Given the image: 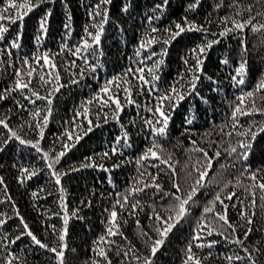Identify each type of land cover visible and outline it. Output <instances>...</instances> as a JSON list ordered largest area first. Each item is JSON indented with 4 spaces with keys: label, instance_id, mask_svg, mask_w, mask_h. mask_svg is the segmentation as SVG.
Wrapping results in <instances>:
<instances>
[{
    "label": "trees",
    "instance_id": "obj_1",
    "mask_svg": "<svg viewBox=\"0 0 264 264\" xmlns=\"http://www.w3.org/2000/svg\"><path fill=\"white\" fill-rule=\"evenodd\" d=\"M2 2L3 0H0V3ZM95 2L96 0H44L42 5L29 12L22 21H17L12 25V28L22 25L21 48L14 50L12 57L6 53H0V62L4 64V67L0 68V91L11 87L15 76L13 65L20 66L19 57L28 55L31 58L32 52L42 54L48 50L56 53L55 60L63 84V87L53 97V111L49 122L47 125H40L44 127L42 138L38 137L37 131L33 130L38 127L37 118L31 116L30 113L37 107L44 109L47 101L31 96V90L24 93L13 91L4 100H0V119L7 117L9 128L15 130L23 139H39L40 146L44 151L49 152L50 156H55L56 152L61 150L64 141L68 140L67 135L61 136L65 128H68L74 135H80L79 140L69 141L72 146L55 165L56 171L63 173L60 184H56L51 170L47 167L52 161L45 159L43 153L39 152L35 145H27L22 143V140L11 137L9 129L0 125V176L4 178V182L0 184V213L8 217L5 224L0 225V264H6L10 253H15L13 264H58L54 259L55 253L50 250L57 244V237L51 232L50 225L54 224L57 228L62 227L63 209L59 205L62 196L66 197L70 213L72 210L79 209L75 216L70 214L68 221V248L65 249V264H91L96 256L92 242L105 228L104 218L107 215L105 209L110 208L113 199L119 198L116 193L123 194L133 180L138 178L134 157L150 144L151 136L143 120L149 118L152 113L145 105L154 106L155 97L160 94L161 90H167L170 84L178 83V73L185 69L181 57H184L195 43L215 38L213 34L218 35L220 27L218 17L232 13L235 7L225 6L222 9H216L215 4L218 0H202L198 11H190L187 5L192 0H169L164 15L155 22L158 28L162 29L170 21L179 20L187 15L189 19H195L198 23L204 24L210 32L186 31L166 45L167 54L163 57L165 63L156 73L160 79L151 85L154 92L136 94L134 91L133 99L136 100V104H125L123 111L119 113V120L113 119L111 109L107 106L103 107L99 120H97L95 113L100 111V108L93 104L87 118L77 115V122L83 121L82 127L73 128L74 122L71 117L76 114L74 110L81 107L82 100L98 91L106 79L126 70L130 65L134 67L140 63L141 66H150L157 59L153 57L152 61L141 60L135 52L138 41L148 24L146 16L152 15L154 5L162 0H130L131 7L127 12L121 11V8L122 4L129 0H111L108 5L109 21L104 26L105 32L102 34L101 43L98 47L94 46L96 51L89 57V63H97V69L94 72L87 68L80 57L73 56L67 50L60 52L59 49L63 47L64 42L71 47L83 36V28L90 20L87 11ZM230 3L231 0H224L225 5ZM250 3L253 4L254 22L264 23V14L256 15L262 10L257 6L259 0H238L239 6L245 9L244 18H247L246 9ZM47 8L52 9V14L48 18L47 35H41L38 30V19ZM69 13L71 14L70 21L66 18ZM65 23L71 24L70 36L65 34L63 27ZM92 30L90 27L89 31ZM245 34L247 50L244 53H241L239 38L235 34L220 37L219 42L208 49L204 73L200 74L201 82L195 90L199 94H193L189 90L184 100L172 109L169 135L160 140V143L164 145L165 157L171 154L169 163L174 165L175 172L173 173L162 162H156L155 158H150L152 159L150 170L153 174L159 172L157 182L162 185V188L155 189L152 186L144 188L142 184L137 185L143 190L131 196L141 201L142 210H135L137 211L136 216L122 212V216L127 218L128 222L122 223L123 235L114 238L117 241L114 247L124 245V250L135 255H143L147 252L148 247L141 232H146L153 237L158 236V233L153 231L156 227L155 217L152 216L153 205L155 211L162 216L172 215L173 213L170 210L166 211L165 207L171 198L164 196V193L177 191L173 186V179H175L181 184L182 193L186 195L196 178V168L204 163L203 154L195 150L191 140H196L199 147L210 145L211 147H208L210 156H215L214 149L218 148L221 156L214 158L213 166L208 169V175L202 182L201 190L189 202L191 213L174 225L165 238L164 244L154 254L153 264H182L186 244L194 230L195 221L199 218L207 199H211L212 191L219 188L216 181L228 179L234 181L242 171L240 162L228 155L230 143L234 145L238 139L237 133L230 127L233 123L230 115L231 107L239 102L240 91L251 89L264 76V34L250 30H245ZM38 35L40 36L39 43L36 39ZM158 35L162 37L164 33L160 32ZM160 46V43L152 45V51L159 53ZM141 51L142 54L148 52L147 49ZM100 52L103 55H100ZM241 55L248 62V71L243 86L238 83V80L234 82L230 79L232 75H236L232 69L238 64ZM224 56H229L230 59L234 57L230 67H226L221 62ZM9 59L13 61L12 64L8 63ZM68 60H75V65L68 64ZM81 68L85 70L84 75H80ZM144 74L149 78L152 76L147 68ZM131 79L134 81L135 78ZM32 88L40 91L41 97L47 94V87L41 86L38 76L33 77ZM119 95L121 102L124 103L123 91ZM260 95L261 93L258 92L257 106L264 107ZM204 97L207 98V102L203 99ZM17 101L20 103L18 104ZM104 113L108 115L105 116ZM88 118L92 119L91 126L87 123ZM133 118L136 122L129 124ZM239 119L241 125L247 126L251 120L257 123L264 121V115L254 113L240 116ZM40 120L42 121V116ZM189 120L191 123H188ZM29 122L32 127H29ZM121 126L131 134L129 137L131 147L125 148L121 153L110 154L107 158L94 155L109 150L110 145L115 142V137L120 135ZM221 126L224 127V134L219 131ZM89 127L91 131L88 130ZM228 132L232 133L231 136L226 134ZM123 139L121 137L122 141ZM5 140L8 141L7 144L4 143ZM88 156H92L97 163H104L108 167H79L81 163H89L85 160ZM116 162H120V167L111 168V164ZM249 162L254 168L264 167V133H257L255 140L252 141ZM25 166L29 170L35 166L39 171L32 177L25 176L21 182L20 169ZM69 169L72 170L69 171ZM144 170V167L140 168V171ZM241 179L247 181L246 176ZM61 186L66 189L63 194L59 191ZM41 187L43 190L33 196L32 192ZM231 187L232 185L229 186V190ZM237 195L241 199L244 198L242 188L237 190ZM259 197L260 192L257 189V206L254 210L252 231L247 237L243 235L246 229L236 209L231 207V204L236 203L235 198L226 202L230 205V220L240 225L236 235L240 236L243 245L248 247L249 251H254L253 245L261 249V252L255 255L261 260V264H264V255L261 254L264 253V210L260 207L264 202ZM248 199H251L250 195ZM89 200L91 201L90 206H88ZM245 203L247 204V201ZM17 211L24 217V221L28 223L32 231L49 244L48 249L33 243L27 234L13 243H4L5 239L11 241L18 236L20 231L27 232L23 229L20 218L14 215ZM52 213H57V215H52ZM249 214H252L251 209ZM206 216L211 222L212 214H206ZM136 219L140 220L139 225L135 223ZM207 238L218 240L220 243L211 249L208 247L201 249L194 244L193 251L202 258L204 264H227L226 255H244L241 245L234 242L226 243L219 233H213L205 237ZM132 245L135 247L133 248ZM101 246L104 245L101 244ZM209 251L213 252L212 256L207 255ZM109 255L112 257L113 264H121L122 257H117L111 250ZM123 259L125 264H135L131 256ZM233 264H249V262L234 260Z\"/></svg>",
    "mask_w": 264,
    "mask_h": 264
},
{
    "label": "snow or ice",
    "instance_id": "obj_2",
    "mask_svg": "<svg viewBox=\"0 0 264 264\" xmlns=\"http://www.w3.org/2000/svg\"><path fill=\"white\" fill-rule=\"evenodd\" d=\"M44 0H3L0 3V53H6L9 57H12L14 50H19L21 48V37L22 31L21 27L12 28V25L16 24L17 21H22L25 16L28 15L33 9L38 8L42 5ZM111 3V0H96L94 4L87 11V15L90 20L88 25L83 28V36L77 40V43L73 46H69L67 42L63 43V47L59 49L60 52L67 50L71 52L73 56L80 57L84 64L87 65V68L93 70L97 69V63H89V57L96 51L101 43L102 34L105 32V24L109 21L110 9L108 5ZM202 0H192L188 3L187 8L190 11H198L199 6L201 5ZM169 0H162V2L154 5L152 9L153 14L146 16L148 24L146 25L142 36L140 37L137 45V50L135 55L141 57V60L152 61L153 57H157L151 65L141 66L140 63H137L134 67L129 66L126 70H123L120 73L113 74L109 79H106L104 84L96 91L93 95L81 101V107L75 109V115L71 117V120L74 122L72 124L73 128H81L83 121L77 122V115L88 117L91 112V107L95 104L100 111L95 113L97 120L103 111V107L107 106L111 109V115L113 119L119 120V113L123 111L125 104H136V100L133 99L134 91L136 94H143L145 92L152 93L154 88L151 86L155 84L160 77L156 74L157 70L161 68V65L165 63L163 57L167 54L166 45L170 44L172 40L180 36L182 33L192 32V31H201L204 33H209L210 30L205 27L204 24H200L195 19H189L187 15L182 16L179 20H172L167 25H164L163 28H158L156 26V21L164 15V10L168 6ZM233 8L232 13H226L223 16L218 17L220 27L218 28V35H215L213 39H206L199 43H195L191 48L188 49L187 54L184 57H181L185 69L178 73V83L170 84L167 90H161L160 94L155 97L154 106L149 107L148 111L152 115L143 120V124L148 126V131L150 133L151 139L150 144L146 145L144 150L139 153L138 156L134 157L135 163L137 165L138 178L134 179L132 184L126 189V191L121 193H116L118 199H113L110 208L105 209L107 215L104 218L105 228L104 231L96 237L92 242L93 249L96 251V256L92 259L91 264H113L112 257L109 255L111 250L117 257H122L121 264H125L123 258L131 256L135 261V264H153V256L157 252V249L164 244L165 238L169 235V232L173 229L174 225L177 222H181L182 218L191 213V207L189 202L193 200V197L197 192L201 190L202 182L205 177L208 175V169L212 168L213 160L215 157L221 156V152L218 148L214 149L215 156H210L208 147H199L196 140H191L195 150L199 151L204 156V163L196 168V178L192 182V186L187 191V194L182 193L181 184L173 179V186L177 191L166 192L164 196L170 197V202L165 206L166 211H171L173 214L168 215L167 217L162 216L159 212L155 211V206L153 205L152 216L155 217L156 227L154 232L158 233L157 237H153L146 232H141V235L145 237V243L147 244L148 250L143 255H135L124 250V245H117V241L114 239L117 236L123 235L122 223H127V218L122 216V212H127L131 216H136L137 211L142 210L141 201L136 200L131 194L139 193L143 189L137 185L142 184L144 188L150 186L155 189H161L162 185L157 182L159 172L153 174L150 170L152 164V159L155 158L156 162H162L164 165H167L168 168L174 173V165L169 163L171 159V154H167L165 157L164 145L160 143L162 138H167L169 135V122L171 120V111L175 109L180 101L184 100L185 95L192 91L193 94L196 93L195 90L198 87V83L201 82L200 74L204 73L205 60L208 58L207 52L213 45L219 42L220 37L228 36L229 34H235L239 38V48L241 53L246 52V34L245 30H250L252 32H260L264 34V23L259 21L254 22V17L252 15L253 4L247 5V18H244L245 9L239 6L238 0H231V3L228 5L224 4V0H218L215 4L216 9H222L223 7ZM261 7V12H258L256 15L264 14V0H259L257 5ZM131 3L124 2L122 4L121 11L127 12L130 10ZM52 14V9L47 8L43 15L38 19V30L41 35H47V26L48 18ZM69 21L71 20V14L69 13L66 17ZM99 18V19H97ZM211 23V21H209ZM66 36L71 35V24H64ZM92 28V31H89V28ZM163 32L164 35L161 37L158 33ZM37 43L40 42V36H37ZM160 43L159 53L152 51V45ZM96 46V47H94ZM143 49H147L148 52L142 54ZM31 58L28 55L19 57L20 66L15 67V76L13 83L10 88L0 91V100H4L8 97L11 92L19 91L24 93L31 90V96L39 97L47 101V104L44 109L39 107L35 108L30 115L37 118V128H34V131H37L38 137L42 138L44 135V127L40 126L47 125L49 122V117L52 114V101L56 93L63 87L61 83V75L58 68V64L55 60L56 53H52L51 50L44 51L42 54L32 52ZM100 55H103L100 52ZM234 59V57L232 58ZM232 59L229 56H224L222 58V63L226 67L232 65ZM42 61V62H41ZM9 64H12L11 59L8 60ZM68 64L75 65V60H68ZM247 60L241 55V58L238 64L232 69L236 75H232L230 79L234 82L238 80L240 85H245V75L248 71ZM3 62H0V68H3ZM147 68V71L152 73L151 78L147 77L144 73ZM70 70V69H69ZM85 70L81 68L80 75H84ZM34 76H38L41 82L42 87H47V94L41 97V92L34 90L32 88V80ZM135 78L134 81L131 78ZM211 79V77H209ZM148 86V87H146ZM123 91L124 94V103L121 102V97L119 93ZM261 93L260 100L264 102V76H262L251 89H246L240 91L238 103H235L231 107V118L233 123L230 125L232 131L237 133L238 139L233 145L230 143L228 149V155L231 156L234 160L239 161L242 171L239 172L236 179L228 180H217L216 184L219 185L218 190H213L211 194V199H207V202L203 205L202 212L200 213L199 218L195 221L194 230L191 233V237L186 244L185 248V258L182 261V264H204V261L200 256H198L194 251V244L203 249L205 247L213 248L215 245L220 243V241L207 238L213 233H219L224 241L228 244L241 245L243 248L244 255H234L228 254L225 256L227 264H233V261L242 262L247 260L249 264H261V260L257 258L255 253H260L261 249L256 248L253 245L254 251H249L248 247L243 245V242L239 235H236V231L240 228V225L232 223L229 218V203L226 201H232L234 198L236 203L231 204L232 208L236 209L238 217L241 219L244 228L246 229L243 232L245 237L252 231V222L254 210L257 206V189H259L260 197L259 199L264 202V167H253L249 162V154L252 149V141L255 140L257 133H264V121L257 123L255 120H251L247 126L240 124V116H248L249 114L260 113L264 115V107L257 106V93ZM207 102V98H203ZM34 102V101H33ZM19 104L20 101H17ZM167 103V107L165 104ZM26 107V105H24ZM46 113V114H45ZM105 116L108 113H104ZM42 116V121L40 117ZM194 118V117H193ZM135 118L129 121V124H134ZM88 125H92V119H87ZM191 123V120L188 121ZM0 125H4L5 128H8L11 137H15L19 140H22V143L27 145H35L39 152L43 153L45 159H50L52 162L47 165L51 170V175L54 177L56 184H60L61 176L63 173L56 171L55 165L59 163L60 157L64 156L65 152L72 146L69 142L70 140H79L80 135H74L68 128L64 129V132L61 134L63 137L67 135L68 140H65L61 150L56 152L55 156H50L49 152L44 151L40 146L39 139L29 140L23 139L18 135L15 130L9 128L7 117L0 119ZM239 125V127H237ZM29 127H32L31 122H29ZM243 128V131H241ZM91 131V127L88 129ZM219 131L224 134V127L221 126ZM228 136H231V132L226 133ZM130 133L121 126L120 135L115 137V142L110 145L108 151H104L101 155L104 158L109 157L110 154L121 153L125 148L131 147L129 142ZM123 137V141L121 140ZM206 138V137H202ZM7 140L4 141L7 144ZM86 161H89L88 164L81 163L79 167H91L95 166L97 168H106L108 167L104 163H97L92 156L85 157ZM120 167V162L111 164V168ZM144 167V171H140V168ZM72 169H69L71 171ZM21 176L19 179L23 182L24 177H32L35 175L39 169L33 166L32 170H29L27 166L20 169ZM247 177V181H243L241 177ZM171 178V177H170ZM145 181H148L145 183ZM4 182V178L0 176V184ZM232 185L231 190L229 186ZM6 187V185H5ZM243 189V199L237 195L238 189ZM41 188H37L36 191L32 192L33 196H36L38 191H42ZM60 193H65L66 189L61 186L59 188ZM103 195V194H101ZM251 196V199H248V196ZM7 198V197H5ZM162 199L164 197H161ZM247 201V204L245 203ZM84 203V201H81ZM59 205L63 209V221L62 227L57 228L56 225H50L51 232L54 233L57 237L56 246L51 247V252L55 253L54 259L58 264H65V249L68 248L67 236H68V221L70 219V214L75 216L79 209L69 211L68 204L66 202V197H63L59 200ZM91 205V201H88V206ZM219 205V207H217ZM261 209L264 210V203L260 205ZM252 210V214H249V210ZM206 214H212V220L209 222ZM14 215L20 218L23 229L27 230L20 231L18 236H15L11 241L5 239L4 243H13L18 241L20 237L27 234L31 237V241L36 245L48 249L50 246L48 243L41 240L29 227L28 223L24 221V217L20 215L19 211L15 212ZM52 215H57V213H52ZM0 225L5 224V221L8 219L7 215L0 213ZM135 223L140 224V220L136 219ZM215 225V226H214ZM19 227V225H18ZM229 230L231 232L229 233ZM45 232H48V229H45ZM228 233V234H226ZM125 239L127 237L125 236ZM103 244L104 246H101ZM134 248L135 245H132ZM264 255V253H261ZM208 256H212L213 252L209 251ZM15 253H10L7 257L6 264H13V257ZM19 259V257H16Z\"/></svg>",
    "mask_w": 264,
    "mask_h": 264
}]
</instances>
